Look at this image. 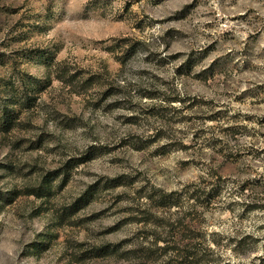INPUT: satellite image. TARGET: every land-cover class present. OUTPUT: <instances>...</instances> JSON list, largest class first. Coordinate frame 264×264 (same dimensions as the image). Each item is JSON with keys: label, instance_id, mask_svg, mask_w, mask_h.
<instances>
[{"label": "rangeland", "instance_id": "374dc122", "mask_svg": "<svg viewBox=\"0 0 264 264\" xmlns=\"http://www.w3.org/2000/svg\"><path fill=\"white\" fill-rule=\"evenodd\" d=\"M0 111V264H264V0H0Z\"/></svg>", "mask_w": 264, "mask_h": 264}, {"label": "trees", "instance_id": "16d2710c", "mask_svg": "<svg viewBox=\"0 0 264 264\" xmlns=\"http://www.w3.org/2000/svg\"><path fill=\"white\" fill-rule=\"evenodd\" d=\"M65 75H66V72H63L60 76H59V80L60 81H63L65 80ZM9 85V84H8ZM18 91L15 87H11L9 88L8 90H6V94H8V97L9 99H6V106H10L11 103H9V101H12V97L14 98L15 95H17V92ZM12 95V97H11ZM32 97H30L29 94H25L23 93V97L20 98L19 101L17 102H14L13 104H18L20 106H31L32 105ZM3 113L2 111H0V114ZM12 122V119H10V117H5L4 119H1V115H0V129L2 130H8L7 128L9 127L10 128V124ZM0 130V131H2ZM6 132V131H5ZM262 188V190L264 189V185H262L260 182L256 181V208H263V206L261 205V202H262V199L259 198L258 195L262 194V191H260ZM32 194V193H31ZM81 200H79L80 202ZM173 205H176L177 203H170V201H167L166 203H163L162 206L166 207V206H172Z\"/></svg>", "mask_w": 264, "mask_h": 264}]
</instances>
